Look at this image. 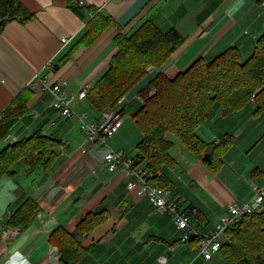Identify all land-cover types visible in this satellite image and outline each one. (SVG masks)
Returning a JSON list of instances; mask_svg holds the SVG:
<instances>
[{
	"label": "crops",
	"instance_id": "1",
	"mask_svg": "<svg viewBox=\"0 0 264 264\" xmlns=\"http://www.w3.org/2000/svg\"><path fill=\"white\" fill-rule=\"evenodd\" d=\"M20 1L36 17L26 25L10 22L0 32V115L36 76L47 75L53 82L66 79L72 86L83 75L76 90L72 88L79 92L82 87L93 85L106 70L117 50L111 43L114 30L94 48L79 49L56 73L47 72L85 31L84 20L72 7L78 2L109 14L129 33L147 20L163 31L175 28L181 32L186 41L165 69L169 77L188 70L201 58L210 61L233 46L249 56L264 32V7L260 4L263 0ZM64 37L69 40L66 44L61 41ZM51 101L50 92H35L27 118L7 140L11 143L41 130L55 133L63 144L50 169L19 165L15 176L6 177L0 183V233L9 229L8 219L27 198L36 200L42 208L35 222L20 230L19 235L0 234V264H61L59 251L51 243L52 233L60 227L74 232L86 214L100 210L110 213L109 220L83 240L91 249L76 264H222L216 256L206 261L199 254L198 243L182 241V232L167 213L153 214L147 196H138L137 189L128 190L131 177L121 171L111 172L104 165V156L109 150L133 156L131 150L142 138L141 131L128 132L124 121L120 132L108 140L102 151L89 142L76 116L62 117L50 107ZM139 101L136 90L129 93L124 102V115L129 109L136 113ZM75 112L77 115L87 112L85 101L75 106ZM96 121L102 122L103 117ZM227 132L236 134L235 146L247 143L244 151L255 149L264 135V115L216 111L199 128L200 136L208 142L220 143ZM259 132L262 134L258 137ZM171 138L175 142L171 153L179 163L171 173L175 189L179 193L184 185L186 189L191 187L192 191L200 192V196L193 194V200L186 198L188 204L180 198V204L199 209L200 218H194L192 224L197 232L208 233L222 220L230 203L251 200V182L263 180L264 175L253 178L250 171L237 167L233 149L226 157L231 175L222 179ZM256 167L261 166L252 170ZM50 221L54 226L48 228Z\"/></svg>",
	"mask_w": 264,
	"mask_h": 264
},
{
	"label": "trees",
	"instance_id": "2",
	"mask_svg": "<svg viewBox=\"0 0 264 264\" xmlns=\"http://www.w3.org/2000/svg\"><path fill=\"white\" fill-rule=\"evenodd\" d=\"M260 4L264 7V0ZM72 7L84 20L85 31L65 56L49 66L47 72L56 73L79 49L94 48L113 30L111 43L117 50L106 70L81 100L85 101L87 112L77 115L74 107L71 116H63L50 107L62 117L76 116L89 140L80 118L87 113L88 122H97V119H104L103 113L108 111H118L123 116L124 103L119 104L120 100L136 90L140 101L132 117L139 125L142 138L136 144V153L128 157L124 152L125 157L133 161L134 168L145 170L147 181L158 188L169 189L175 203L191 216L192 221L200 218L198 208L180 204V194L175 189L171 174L179 166L171 153L175 144L171 137L203 162L213 174L219 173L235 146L236 134L227 132L220 143L208 142L200 136L199 128L210 121L216 111L243 116L250 113L252 116L264 115V88L260 89L264 85V32L249 56L246 51L233 46L210 61L201 58L188 70L169 77L165 69L186 41V37L177 29L163 31L152 20H147L129 33L112 16L98 8L85 7L79 2ZM35 17L36 14L20 0H0V32L10 22L18 21L26 25ZM34 96L35 92L31 88H24L1 114L0 183L6 177L15 176L19 165L43 167L46 171L58 159V149L63 142L55 133H42L39 130L11 143L5 142L27 118ZM263 140L264 135L255 146ZM89 142L99 150L105 149ZM207 152L212 154L211 163L203 160ZM251 174L253 178L258 174L263 176L264 169L254 168ZM253 182L264 184V176L263 180ZM253 196L254 191L251 200ZM251 200L238 202L248 203ZM152 211L153 214H159L154 213V206ZM41 212L40 204L27 198L13 211L6 226L24 230L34 223ZM109 214L107 210L89 212L79 221L74 232L60 227L52 233L51 243L59 251L61 264H76L90 251L91 246H86L83 240L104 225L109 220ZM209 224L206 223L204 227ZM205 233L193 234L188 241L198 243ZM215 256L220 258L222 264H264V203L252 213L242 215L226 229L221 248L211 260Z\"/></svg>",
	"mask_w": 264,
	"mask_h": 264
},
{
	"label": "built area",
	"instance_id": "3",
	"mask_svg": "<svg viewBox=\"0 0 264 264\" xmlns=\"http://www.w3.org/2000/svg\"><path fill=\"white\" fill-rule=\"evenodd\" d=\"M63 44L69 42L64 37ZM66 80L61 82L51 81L49 76H36L30 83L29 87L37 94L50 92L52 94L51 107L58 110L63 116H71L74 107L87 95L88 88L82 87L79 92L74 91ZM264 88L260 87V89ZM153 94V93H152ZM140 100V98L138 97ZM126 97L121 99L119 104H123ZM104 120L98 122H88L87 113L80 120L83 122L82 128L87 131L89 140L97 143L100 149L107 146L108 140L113 138L121 130L124 118L118 111H108L103 113ZM2 116L0 115V122ZM123 151L109 150L104 156V162L108 169L112 172L121 170L124 175L131 177L127 184L130 191L137 189L138 196H148L153 203L154 213H167L175 221L178 230L182 231V240L188 241L189 238L196 233V229L191 222V216L179 208L172 198V192L169 189H161L145 179L146 172L144 169L134 168L133 161L125 157ZM254 196L251 202L239 203L234 201L229 204L227 214L222 218L221 222L215 227L210 234L204 235L199 239V251L206 260H211L221 248V239L226 229L235 223L242 215L250 214L258 209L264 203V184L258 182L252 183ZM165 258L161 259L164 263Z\"/></svg>",
	"mask_w": 264,
	"mask_h": 264
},
{
	"label": "rangeland",
	"instance_id": "4",
	"mask_svg": "<svg viewBox=\"0 0 264 264\" xmlns=\"http://www.w3.org/2000/svg\"><path fill=\"white\" fill-rule=\"evenodd\" d=\"M82 76L83 75L79 76V78L77 79L78 81H76V84L73 83L74 85H72V87L74 86L73 87L74 89L78 85L79 80H82L84 78V76L83 77ZM133 112H134L133 109H129L127 111V113L123 116L124 121L126 122L125 129L132 134L136 133L137 131L138 132L140 131L139 125L136 123V120H134V118L131 116L133 114ZM88 120H89V118H88ZM261 134H262V132H259L258 137ZM6 141H7V139L5 140V142ZM246 146H247V143H243L239 146H234L233 149H234V157L235 158L233 159V162L237 163V167H244L246 169V172L250 171L252 173L251 170L253 167H255V166H261L259 168L264 167V140L261 142V145H257L256 147H254L255 149H251L250 151H247V150L244 151ZM233 149L229 153H231L233 151ZM131 154H135L134 148L131 150ZM224 163H225L224 167L218 173V175L222 179L228 178V176L231 175V172H230L229 166H228V161L225 160ZM118 171H121V170H118ZM245 181H247V179H245ZM180 188L184 189V190L179 191V193H180L179 196H180V198H182L181 200H183L184 204L189 203L186 199L188 197L191 198V200H193V194L200 196V192L198 190L192 191L191 187L186 189V187L184 185H181ZM19 231H20V229H18V228H9L7 230H3L0 234L2 236H6V237H9L10 235L11 236H14V235L17 236L20 233ZM198 250H199V248H198Z\"/></svg>",
	"mask_w": 264,
	"mask_h": 264
},
{
	"label": "water",
	"instance_id": "5",
	"mask_svg": "<svg viewBox=\"0 0 264 264\" xmlns=\"http://www.w3.org/2000/svg\"><path fill=\"white\" fill-rule=\"evenodd\" d=\"M203 160L208 162V163H211L212 162V154L210 152L205 153ZM53 226H54V223L52 221H50L47 225L48 228H51ZM56 253H57V251L55 250L54 254H56Z\"/></svg>",
	"mask_w": 264,
	"mask_h": 264
},
{
	"label": "bare ground",
	"instance_id": "6",
	"mask_svg": "<svg viewBox=\"0 0 264 264\" xmlns=\"http://www.w3.org/2000/svg\"><path fill=\"white\" fill-rule=\"evenodd\" d=\"M246 215V214H245ZM216 227V226H215ZM215 230V228L212 230V231H214ZM212 231H210V232H208V233H205L204 235H206V234H210ZM197 232V231H196ZM195 234H198V232L197 233H195ZM204 235H202L201 237H200V239L204 236ZM198 247H199V241H198Z\"/></svg>",
	"mask_w": 264,
	"mask_h": 264
}]
</instances>
